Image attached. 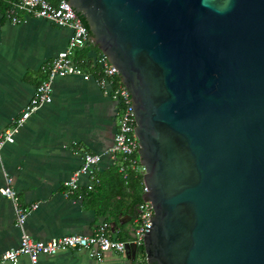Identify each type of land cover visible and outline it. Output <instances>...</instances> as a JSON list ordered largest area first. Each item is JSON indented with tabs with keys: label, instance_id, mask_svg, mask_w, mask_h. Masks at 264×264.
Returning <instances> with one entry per match:
<instances>
[{
	"label": "water",
	"instance_id": "95a60500",
	"mask_svg": "<svg viewBox=\"0 0 264 264\" xmlns=\"http://www.w3.org/2000/svg\"><path fill=\"white\" fill-rule=\"evenodd\" d=\"M65 1L131 100L147 263L264 264V0Z\"/></svg>",
	"mask_w": 264,
	"mask_h": 264
},
{
	"label": "crops",
	"instance_id": "0c3cea01",
	"mask_svg": "<svg viewBox=\"0 0 264 264\" xmlns=\"http://www.w3.org/2000/svg\"><path fill=\"white\" fill-rule=\"evenodd\" d=\"M69 35L68 28L30 16L13 24L0 9V131L20 115L51 60L65 50ZM85 48L87 63H95L101 52L91 46ZM83 70L90 74L88 79L79 75L55 77L52 101L32 113L14 141L2 149L0 187L9 175L20 203L38 204L24 226L36 240L89 235L106 217L98 212L99 201L85 196L77 200L64 194L63 182L79 168L83 153L101 155L99 172L114 162L106 151L112 147L117 131L118 103L103 92L89 67L83 66ZM125 216L118 219V225L128 222H120ZM132 226L127 225L128 232L116 229L115 236L129 238ZM19 239L15 205L0 195V255L17 247ZM138 259L140 254L133 260L128 251H108L98 261L85 251L62 250L51 256L41 255L37 264H134ZM18 264H28L27 257L21 256Z\"/></svg>",
	"mask_w": 264,
	"mask_h": 264
},
{
	"label": "built area",
	"instance_id": "2783aa9c",
	"mask_svg": "<svg viewBox=\"0 0 264 264\" xmlns=\"http://www.w3.org/2000/svg\"><path fill=\"white\" fill-rule=\"evenodd\" d=\"M4 16L13 24L23 22L27 16L45 19L58 27L68 28L70 35L65 50L59 52L51 60L45 77L37 84L20 115L9 127L0 131V160L3 147L6 143L14 141L15 135L32 113L52 101V81L55 77L66 75H79L84 79L90 77V74L85 72L82 66L83 63H87L86 57L76 58L75 53L92 43L91 36L65 0H59L56 5L47 0H18L4 11ZM91 65L98 66V71L94 73L96 83L103 92L118 103L117 131L114 135L113 145L106 153L110 154L114 161L120 157L119 172L124 177L128 171L143 177L145 168L139 157L138 139L134 130L136 122L128 91L121 82L117 70L105 55L102 53L97 55L95 63H91ZM100 161V154L83 153L79 168L63 182L64 194L78 200L94 191L101 182L98 171ZM82 178L86 179L84 183L81 181ZM146 190L147 187L143 181V192ZM0 195L14 203L16 226L20 230L18 246L4 251L0 255V263L18 264L20 257L25 256L28 259V264H37L41 255L51 256L62 250L85 251L89 257L101 261L104 253L108 251L125 252L126 244L129 243L135 244L138 251L143 248L144 232L148 231L145 227H149V218L153 216L151 202L142 200L137 205V215L133 220L132 233L127 239H119L110 235L109 224L102 222L89 235L69 234L48 240H36L27 234L24 226L28 215L38 207V204L22 205L17 191L13 187V178L9 175L5 176L4 185L0 187ZM140 255L141 260H136L134 264H148L145 255L142 253Z\"/></svg>",
	"mask_w": 264,
	"mask_h": 264
},
{
	"label": "trees",
	"instance_id": "16d2710c",
	"mask_svg": "<svg viewBox=\"0 0 264 264\" xmlns=\"http://www.w3.org/2000/svg\"><path fill=\"white\" fill-rule=\"evenodd\" d=\"M16 1L18 0H0V9L5 11ZM47 1L56 5L59 0ZM90 46L97 49L93 43L88 47ZM85 53L86 48L80 52L78 50V53H75V57L84 58L86 57ZM82 66L89 67V70L94 73L98 71V66H92L90 63H83ZM120 162V157H118L117 161H114L107 169L100 172V184L94 189V191L85 196V198L90 197L93 201L100 202L98 212L103 216H106L104 222L109 224V232L112 236H115L116 229L119 231L122 229L124 232H128L126 227L129 224L132 226L133 220L137 215V205L142 201L143 193L142 175L128 171L124 177V175L119 172ZM122 215H129L131 219L124 225H118V219ZM119 239L124 238L119 237ZM140 253L144 254V248L138 249L136 254Z\"/></svg>",
	"mask_w": 264,
	"mask_h": 264
}]
</instances>
